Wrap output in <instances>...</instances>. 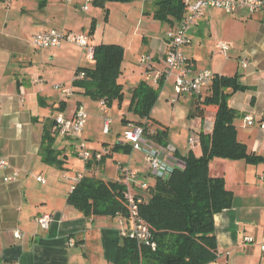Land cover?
Wrapping results in <instances>:
<instances>
[{"label":"crops","instance_id":"crops-1","mask_svg":"<svg viewBox=\"0 0 264 264\" xmlns=\"http://www.w3.org/2000/svg\"><path fill=\"white\" fill-rule=\"evenodd\" d=\"M151 11L152 8L143 10V13L150 14L147 17L152 19ZM40 22L49 24L48 17ZM51 28L54 27L48 25L43 30ZM168 28L165 25L161 34L158 31L154 35L141 36V42H146L147 47L144 54L151 56L160 69L164 67L165 33ZM187 33L191 43L183 46L182 52L187 58L191 76L202 70H210L218 75L236 76L238 82L246 86L244 90L235 92L226 89V101L238 113L234 119L238 140L247 146L249 152L264 157L263 132L257 126H248L244 120L245 115H252L257 120L264 119V14H248L243 9L227 14L221 9L208 8ZM219 41L229 44L226 53L215 48ZM89 46L93 48L95 45ZM82 52L89 59L87 49L82 48ZM48 55L56 57L58 51H51ZM146 55L139 57L140 62ZM76 58L80 61L79 56ZM6 59L7 62L10 60L8 57ZM78 61L71 67L72 76L68 79L70 86L62 83L65 88L68 87L66 89L69 92L61 91L62 94L48 82L50 79L46 75L41 77L37 72H31L24 80L16 77V73L10 79L6 76V69L0 72V158L8 161L7 166L0 167V264H113L120 238V220L126 224V217H84L66 203V196L78 175H94L104 180L125 182L126 177L122 173L124 164L138 173L140 181L152 182L153 176L147 168L143 153L134 150L122 133L116 135V142L112 144V140H99L93 131L82 130L80 138L91 143L89 148L92 152L98 151L103 155L110 153L97 164V160H94L89 170L86 162L76 154L78 138H68L61 134L55 136L53 148L64 161L63 166L60 168L43 161L40 155L43 130L51 128L54 131L51 122L59 108L68 117L73 116L79 107L89 113L81 96L90 97L83 93L82 87L72 86L75 70L82 66ZM142 67L144 70L145 66ZM143 70L136 69L130 75L121 71L118 81L124 88V84L137 78L139 81L135 79V85L130 87L133 88L142 81ZM72 93L75 94L74 99H68L67 94ZM209 93L208 87L200 98L203 99ZM130 97L129 92L128 107ZM124 100L123 97L120 105L117 101L111 105L117 103L121 110ZM94 101L101 111L100 100ZM128 107L132 117L126 118L122 113L121 124L124 128L140 120ZM209 117L213 119L214 113L200 117L201 125L202 120L204 124ZM207 128L204 130L202 127L199 132H210V123ZM199 132L196 138H199ZM101 133L107 135L109 132ZM59 138L60 141H69V144H58ZM168 140L165 142L168 143ZM116 143L122 146L114 152L110 151ZM177 152L182 156L181 151L177 149ZM135 153L141 156L143 166ZM109 156H115L112 158L118 165L115 179L101 177ZM15 170L19 172L17 180L4 182L3 176ZM209 173L222 176L226 188L233 193L231 207L214 215L218 254L210 264H264V254L259 249V244L264 240V161L251 164L242 159L214 158L209 163ZM38 176L44 180H38ZM132 186L133 191L138 190L134 183ZM40 214L52 216L47 229L41 228L35 221V217ZM16 231L20 236L15 234ZM245 236L252 237L253 241L245 242ZM71 239L74 245L70 244Z\"/></svg>","mask_w":264,"mask_h":264},{"label":"trees","instance_id":"trees-1","mask_svg":"<svg viewBox=\"0 0 264 264\" xmlns=\"http://www.w3.org/2000/svg\"><path fill=\"white\" fill-rule=\"evenodd\" d=\"M5 0H0L4 2ZM130 0H92L104 10L107 19L108 2H128ZM186 12L184 0H153L151 16L169 28L178 26ZM95 21L90 24V32L95 29ZM124 47L115 43H101L93 46V66H80L75 70L72 86L82 87L84 94L94 100H104L106 106L113 101L118 105L123 100V85L118 81ZM83 73V77L79 75ZM161 79L158 85H163ZM244 90L236 76L214 74L209 85L210 93L203 99L197 96L193 114L201 118L206 113H214L211 131L199 132L200 155L188 151L182 156L174 155L184 163L164 179L152 177L147 188L138 189L134 197L140 199L137 216L144 222L155 248L128 236H119L113 264H210L217 258V242L214 215L231 207L233 193L226 188L222 176L209 173V163L214 158L244 160L255 164L264 157L249 152L247 146L238 140L234 119L238 113L226 101L228 93ZM129 110L140 118L134 124L143 128V133L153 141L167 144V131L163 123L151 116L157 99V91L145 80L130 88ZM57 112H62L59 110ZM54 119L51 127L54 128ZM59 134L44 129L40 145L43 161L62 167L64 161L53 148L55 136ZM122 145L116 143L110 149L114 152ZM131 149L130 147H128ZM128 150V149H127ZM109 151V152H110ZM108 153V152H107ZM102 154L86 162L89 170L109 154ZM127 186L122 181H110L94 175H81L66 196V203L78 210L84 217L122 216L128 218L126 202Z\"/></svg>","mask_w":264,"mask_h":264},{"label":"rangeland","instance_id":"rangeland-1","mask_svg":"<svg viewBox=\"0 0 264 264\" xmlns=\"http://www.w3.org/2000/svg\"><path fill=\"white\" fill-rule=\"evenodd\" d=\"M85 4L88 10L82 9ZM152 7L153 0H130L124 3L108 2L106 4L108 14L107 19H105L104 10L91 0H72L71 2H65V0H5L0 2V72L6 69V76L10 79H13L16 73V77L24 80L29 77L28 74H31V72H37L41 77L48 76L50 80L46 81L51 85L60 84L62 86V83H65L69 87L68 79L72 76L71 67L78 61L77 58L74 59L75 56L80 57L78 62L82 66H93V61L87 59L83 55L82 48L75 44L64 41L60 47H52L51 50H39L38 47L34 46V36L45 31L43 29L48 25L64 32L84 33L88 37L89 45L101 43L120 44L126 49L121 64L124 74L130 75V72L136 69L143 70L140 56L146 55L144 51L147 47L145 46L146 42H141V36L143 34L150 36L152 33L154 35L158 31L161 34L165 27L163 22L148 18L147 16L150 14L143 13V10L147 11ZM46 17H48L49 24L40 22ZM93 20L96 26L90 32V24ZM51 51H58V56L48 55ZM7 57L10 58L8 62ZM135 79H131V82H127L125 79L127 82L123 88L125 100L121 110H119L120 108L116 103L107 107V113L104 114L103 111L99 110L94 99L91 100V98L81 96V100L87 104L86 111L90 113L87 112L88 117L83 131H93L98 135L99 140L113 141L112 144H114L116 135L123 133L125 130V126L121 124L122 113L127 116L126 118L132 117L127 109V102L129 100V89L135 85ZM137 81L139 80L137 79ZM146 83L157 91V99L152 107L151 114L152 117L165 125L167 140L169 139L168 143L175 148L177 147L176 149L181 151L182 155L188 151L194 152L197 156L200 155L199 144H194V146L188 144V139L196 137L202 127L204 130L208 129V122L206 121L203 124L202 120L201 125V118L193 114L195 97L190 93L177 97L172 79L166 81L163 85ZM58 92L61 93V89ZM74 95L73 93L71 95L67 94L68 99H74ZM208 114L210 113L205 115ZM211 114L213 115V113ZM104 118L111 121L107 135L101 133H107L103 130L102 121ZM60 139L57 140L58 144L62 142L63 145L69 144V141H60ZM83 140L89 148L91 143L86 139ZM135 156L139 157L140 164L143 166L141 156L138 153H135ZM112 157L115 156H109L103 166L104 173L103 175L101 173L103 178L115 179L117 176L118 165ZM124 167L125 169H131L127 164H124Z\"/></svg>","mask_w":264,"mask_h":264},{"label":"built area","instance_id":"built-area-1","mask_svg":"<svg viewBox=\"0 0 264 264\" xmlns=\"http://www.w3.org/2000/svg\"><path fill=\"white\" fill-rule=\"evenodd\" d=\"M71 1L72 0H65V2ZM184 3L186 5V12L180 24L174 28H168L165 33L166 51L164 54V67L162 69L157 68L151 56H144L141 59V63L145 66L143 79L146 82H151L153 85H158L161 79L164 83L172 79L177 97L189 93L200 96L203 91L208 89L214 73L210 70H202L192 76L190 75L187 58L182 52V47L191 43V38L187 33L188 30L197 23V19L208 8L221 9L227 14H232L239 9L245 10L248 14L257 12L264 14V0H184ZM82 9L88 10L87 5L85 4ZM64 41L86 48L87 57L90 60L92 59L93 48L89 46L88 37L84 33L64 32L56 28H51L35 35L33 38V45L38 48L57 47ZM215 48L221 53H226L229 44L219 41L216 43ZM243 63L246 64V61L244 60ZM79 77H83V73H81ZM54 87L56 89H61V91L69 92L66 88H62L63 85L56 84ZM100 109L106 113L107 107L104 100H100ZM86 119L87 113L81 107H79L71 117L66 116L62 112H57L54 117V128L59 134L65 137L78 138L76 154L84 161L92 157L99 160L102 153L98 151L92 152L90 148L87 147L85 141L80 138ZM244 120L248 126H257L264 134V119L257 120L252 115H245ZM206 121L212 126L213 119L211 117L207 118ZM110 123V119H104V131H109ZM122 136L131 144L134 150H139L143 153L147 168L154 178L164 179L169 176L174 169L184 167V163L174 155L175 147L169 143L161 144L153 141L144 135L142 126L129 123L123 131ZM188 144L194 146V144H199V140L196 137H190L188 139ZM7 165L8 161L4 158H0V167H5ZM122 173L126 177L124 183L127 186L125 198L128 206V218L126 224L123 220H120L119 235L136 239L154 249L155 244L150 240L147 225L137 216V207L140 203V199L134 197L136 191H133L134 187L132 186L134 183L138 189L144 190L147 188L148 183L140 181L136 171L122 168ZM18 175L19 172L15 170L10 174L4 175L3 181L14 182L17 180ZM80 176L81 175L77 176V180ZM38 180L43 181L44 179L38 176ZM51 218L52 216L50 214H40L35 217V221L41 228L47 229ZM15 234L20 236L18 231H16ZM244 241L252 242L253 238L245 236ZM74 243L75 242L71 239L70 244L74 245ZM259 249L264 254V240L259 244Z\"/></svg>","mask_w":264,"mask_h":264}]
</instances>
